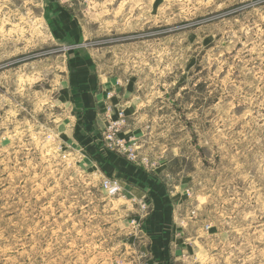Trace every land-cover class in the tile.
<instances>
[{"label":"rangeland","instance_id":"1","mask_svg":"<svg viewBox=\"0 0 264 264\" xmlns=\"http://www.w3.org/2000/svg\"><path fill=\"white\" fill-rule=\"evenodd\" d=\"M0 264H264V0H0Z\"/></svg>","mask_w":264,"mask_h":264},{"label":"crops","instance_id":"2","mask_svg":"<svg viewBox=\"0 0 264 264\" xmlns=\"http://www.w3.org/2000/svg\"><path fill=\"white\" fill-rule=\"evenodd\" d=\"M97 99H98V97H97ZM91 100H92L93 102L96 101V99H95L93 96H91ZM97 103H98V102H97Z\"/></svg>","mask_w":264,"mask_h":264}]
</instances>
